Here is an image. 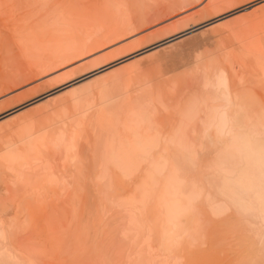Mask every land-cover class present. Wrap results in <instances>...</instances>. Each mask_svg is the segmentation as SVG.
Wrapping results in <instances>:
<instances>
[{
	"label": "bare ground",
	"instance_id": "bare-ground-1",
	"mask_svg": "<svg viewBox=\"0 0 264 264\" xmlns=\"http://www.w3.org/2000/svg\"><path fill=\"white\" fill-rule=\"evenodd\" d=\"M208 1L217 6L222 0H19L16 9L12 3L13 10L6 9L13 15L3 13L10 4L0 10V115L12 110L0 118V264L41 263L38 258L49 244L36 249L34 258L30 253L31 259L8 241L30 225L31 198L40 202L47 194L53 200L56 192L74 194L81 180L77 182V176H83L82 186L92 187L97 195L104 188L112 191L117 179L132 183L130 192L126 188L122 196L114 193L117 197L110 194L109 199L105 192L102 196L108 203L112 200L113 211L120 212L114 211L124 227L120 235L134 243L130 256L125 255L128 263L136 256L141 262L151 263L147 258L153 257L158 264H181L177 251L192 234L190 228L203 221L199 209L203 203L216 217L236 213L240 226L250 232H244L246 243L238 246H248L243 252L255 256L254 260L262 253L259 258L264 260V30L257 24L259 28L250 29L247 40L235 35L234 43L218 21L186 33V44L197 48L191 62H184L183 73L168 79L154 78L142 68L138 71L140 64L131 59L125 61L128 66L124 62L110 65L208 21L201 20L203 16L201 22L193 20L201 10L213 7L215 17L227 12L223 3L222 11L214 5L204 9ZM20 10L31 13L19 17L15 12ZM246 19L243 15L238 22L241 27ZM129 42L128 49L123 47ZM234 49L241 51L240 58ZM111 55L115 58L110 59ZM145 55L151 64L158 54ZM86 135L92 137L91 142L86 139L88 144ZM204 153L211 159L204 155L210 160V178L203 183L201 175L198 178L202 170L196 171L198 180L190 171L202 162ZM107 210L104 217L111 214ZM197 211L202 218L195 221ZM240 246L236 253L243 249ZM252 247L256 255L251 254ZM243 252L237 254L238 260ZM247 255L240 260L248 259Z\"/></svg>",
	"mask_w": 264,
	"mask_h": 264
},
{
	"label": "rangeland",
	"instance_id": "rangeland-1",
	"mask_svg": "<svg viewBox=\"0 0 264 264\" xmlns=\"http://www.w3.org/2000/svg\"><path fill=\"white\" fill-rule=\"evenodd\" d=\"M3 1V0H2ZM1 0H0V2H2ZM6 1V5L7 4H10V3H12L13 5H15V6H12V4H10L8 7H6V8H3L4 6H6V5H4L2 8H3V10H4V12L3 13H6L7 11H6V9H8L10 6H12V8H14V9H16V4H17V2L19 1H17V0H5ZM4 1V2H5ZM233 1V3H231L230 2V0H222V1H220L219 2V4H217V6L216 5H214V4H212V5H214V6H216V9H217V7H218V10L220 9L219 7H221L220 6V3L222 4V7L224 8V10H225V8H226V10L225 11H227V12H224V13H222V14H220V15H218L217 17H215V15L217 14V12L215 13V10H213V7H212V5H211V3H210V1H208L207 3H206V5H205V8L204 9H206V7H208L209 9H211V7H212V9L211 10H209V11H207V10H205V12L203 11V10H201L200 11V13H199V15H198V12H199V10L200 9H202V5H197V6H199V10L197 11V8H196V11H195V13L197 12V15H198V17L196 16V14H195V16H196V19L195 18H193V20L195 21V20H199L200 22H201V20H208V21H206V22H204V23H201V24H199V25H197V26H195V27H191V30L190 29H188L187 31H184V32H182V33H180V35L178 34V35H175V36H173V37H170V38H168V39H165V40H162V41H160V42H157V43H154V44H152V45H150V46H147V47H144V48H141V49H139V50H137V51H134V52H132V53H130V54H128V55H126L125 57H123V58H121V59H116V61L114 60L112 63H110V65H113L114 66V64L115 65H117V66H119L121 63L123 64V62L124 63H126V62H131V60L132 61H134V62H131V63H137L138 65L140 64V66L139 67H137L138 68V71L140 70L141 72H142V70H141V68L142 69H144L143 70V72L145 71V73L147 72V73H150V75L153 73V75L152 76H154V75H156L154 78H161V79H165V78H169V77H172V76H174V74H179V73H183V68H184V70H185V66H186V64H188V63H190L191 62V56H192V51H193V49H196L197 47L194 45L193 47H192V45H190V44H186V41H187V37H186V33H188V32H193V33H195V32H197V31H199V29L200 30H203L204 28H206V27H209V26H212V25H214L215 24V22L217 23V21H218V24L220 25V23L222 24V25H225V30H224V28H223V30L224 31H227L226 33H224V31H223V33L224 34H228V36H226V38L228 39V37L230 36L229 35V33H231V37H232V39H231V37L229 38V39H231L230 41L231 42H233V37L236 35L237 36V38H241V37H243L242 38V41L243 40H247L248 39V33L251 31V30H253L254 29V27L255 28H259L260 27V29H263L264 30V23H262V22H264V0H232ZM242 1V2H241ZM14 2V3H13ZM228 2V3H227ZM19 3V2H18ZM209 3H210V5H209ZM232 5H231V4ZM201 4H202V2H201ZM219 5V6H218ZM234 5V6H233ZM204 6V5H203ZM228 6L231 8V10L228 8ZM201 7V8H200ZM1 8V9H2ZM11 8V7H10ZM9 8V9H10ZM11 8V9H12ZM207 8V9H208ZM215 8V7H214ZM223 8H221V9H223ZM0 9V10H1ZM27 9H31V8H27ZM220 9V10H221ZM229 11H228V10ZM13 10V9H12ZM12 10H10L11 12H12ZM213 10V11H212ZM6 11V12H5ZM9 11V10H8ZM9 11V12H10ZM22 11V12H21ZM25 11V10H24ZM30 10H26V14L23 12V10H20L19 12L17 11V12H15V13H17L18 15H19V17L21 16H26V15H28V13L30 14L31 13V11L29 12ZM203 11V13H201ZM210 11L211 12H213V13H215V14H213V13H211L212 15H214V16H212L211 14V18L212 19H210V16H209V13H210ZM217 11V10H216ZM222 11V10H221ZM221 11H218V12H221ZM9 12H7V13H9ZM207 13V14H206ZM10 15H13L14 14V12H13V14H11V13H9ZM9 14H3V18H7L8 17V19L10 18V15ZM16 14V15H17ZM24 14V15H23ZM194 14H193V16H194ZM205 14V15H204ZM8 15V16H7ZM17 15V16H18ZM243 15L247 18L246 19V23H247V25H246V23L244 22V24H245V26H243L244 24L242 23V27H241V23L239 24L238 22H240V20H241V18H243ZM194 16V17H195ZM203 16V17H202ZM241 16V17H240ZM256 16H257V18H256ZM201 17L203 18V19H201ZM213 17H215V18H213ZM5 18V19H6ZM201 19V20H200ZM249 19V20H248ZM252 21H251V20ZM231 20V21H230ZM235 20V21H234ZM198 21V22H199ZM220 21V22H219ZM237 21V22H236ZM248 22H249V24H248ZM251 22V23H250ZM253 23V24H252ZM256 23V25H254ZM259 23H260V25H259ZM229 24V25H228ZM257 24H258V26H257ZM206 26V27H205ZM251 26V27H250ZM202 28V29H201ZM237 29L236 31H235V29ZM249 28V29H248ZM197 29V30H196ZM248 29V30H247ZM251 29V30H250ZM233 30V31H232ZM235 33V34H234ZM236 33H238V34H236ZM245 33H246V35H245ZM233 35V36H232ZM238 35H239V37H238ZM185 36V37H184ZM236 36H235V38L234 39H236ZM181 37V38H180ZM245 37H247V39L245 38ZM183 39V40H182ZM229 39H228V41H229ZM173 41V42H172ZM185 41V42H184ZM183 42V43H182ZM234 42H236V40L234 41ZM233 42V43H234ZM168 43V44H167ZM179 43H180V46H179ZM129 44H130V42L129 43H126V46H123V45H125V43L122 45L123 47H127V49L129 48ZM100 45V44H99ZM102 46H103V44H101ZM154 45V46H153ZM181 45H183L184 46V48H182L183 46H181ZM188 47H187V46ZM173 46V47H172ZM170 48V49H169ZM188 48V49H187ZM167 49V50H166ZM181 51H180V50ZM187 49V50H186ZM192 49V50H191ZM235 50V49H234ZM124 51H126L125 49H124ZM140 51V52H139ZM150 51L152 52V53H150ZM176 51V52H175ZM183 51V52H182ZM191 51V52H190ZM237 51V52H236ZM239 51L240 50H238V49H236L235 50V54H236V56L238 55V53H239ZM128 52V51H127ZM149 53V55L150 54H153V56L154 55H156V54H158V55H156V57L154 56L153 58H155V61L153 60V58L151 59V60H153L152 61V63L150 64V62L151 61H149V63H148V60H147V56L145 55V54H147V53ZM182 52V53H181ZM189 52V53H188ZM181 54V56H177V54ZM240 53H241V51H240ZM113 55H115L116 56V54L117 53H112ZM183 54H185V55H183ZM113 55H111L112 57H109L110 59H113V58H115V56L113 57ZM144 55V56H143ZM160 55V56H159ZM191 55V56H190ZM185 56V58H186V60H185V58L184 59H182V57H184ZM239 56V57H238ZM237 56V58H240V54ZM1 57H3V56H1ZM181 57V58H180ZM235 57V56H234ZM134 58V59H133ZM188 58V59H187ZM237 58H236V60H237ZM131 59V60H130ZM139 59V60H138ZM128 60V61H127ZM145 62H144V61ZM179 60V61H178ZM183 61V63L181 62V61ZM239 60V59H238ZM126 61V62H125ZM190 61V62H189ZM140 62H142V63H140ZM178 62H180V63H178ZM186 62H188V63H185ZM246 62L247 61H245V65H246ZM131 63H129V64H131ZM143 63H145V64H143ZM147 63V64H146ZM178 63V64H177ZM249 63L250 62H248V65H249ZM119 64V65H118ZM143 64V65H142ZM177 64V65H176ZM251 64V63H250ZM125 66H128L127 65V63L126 64H124ZM138 65H135V66H138ZM179 65V66H178ZM183 65H185V66H183ZM27 66H29V67H31L32 68V65L30 64H28ZM146 66V67H145ZM160 66V67H159ZM247 66V65H246ZM121 67H123V66H121ZM150 67V68H149ZM249 66H247V69H249L248 68ZM120 68V67H119ZM118 68V69H119ZM156 68V69H155ZM173 68V69H172ZM152 69H154V70H152ZM158 69V70H157ZM177 69H179V71L177 70ZM148 70H149V72H148ZM162 70V71H161ZM168 70V71H167ZM238 70V69H237ZM163 71H165V72H163ZM174 71V72H173ZM182 71V72H181ZM157 72V73H156ZM158 72H160L159 74H158ZM163 72V73H162ZM146 73V74H147ZM161 74V75H160ZM89 75V74H88ZM172 75V76H171ZM158 76V77H157ZM158 78V79H159ZM63 87V86H62ZM62 87H61V89H62ZM59 90H60V87H59ZM43 95H41V96H39V97H36L37 99L38 98H40V97H42ZM36 99H33V100H31V101H29V102H32V101H35ZM28 102V103H29ZM27 103V104H28ZM17 109V108H16ZM10 112H12V110H10ZM9 111H7L6 112V114L5 113H3V115H0V118H3V117H5V116H7L8 115V113H10ZM90 131H88L87 130V133H89ZM92 133V132H91ZM88 135V134H87ZM86 135V136H87ZM86 136H85V143H87L86 141V139H90L89 140V142H91V139H92V137H90L89 136V138H88V136H87V138H86ZM88 142V143H89ZM87 143V144H88ZM86 144V145H87ZM204 155H205V153L203 154V157L201 156V161L202 162H198L197 163V168H196V166H195V168H193L192 167V170L191 169H189V171L192 173V175L194 176V178L196 179V177H197V173L198 172H200V170H202V172H200V173H198V178L200 177L199 175H201V177H200V179H199V182H207V180L210 178V175H209V171H208V165H209V162H210V160H208V158L209 159H211V157H210V154H208L209 155V157H208V155H207V153H206V155H207V157L208 158H206L205 159V157H206V155H205V157H204ZM212 156V155H211ZM203 159L205 160V161H203ZM208 161V162H207ZM204 162H205V164H204ZM207 163H208V165H207ZM205 166H207V171H206V167ZM204 167V168H203ZM191 168V167H190ZM200 168V169H199ZM195 169H197V170H195ZM205 170V171H204ZM196 171H197V173H196ZM190 172H188V174L190 173ZM195 172V173H194ZM208 172V173H207ZM191 173L189 174V175H191ZM195 175H194V174ZM203 173H204V175H203ZM205 174L207 175V176H209V177H207L206 178V176H205ZM193 176H192V178H193ZM83 177V176H82ZM82 177H78L77 176V182H78V184H76V187H77V191L79 190V191H81V192H84V193H80L79 191H78V194H77V191H76V189H70V190H72V191H74L73 193L74 194H72V192L70 191L69 193H67L68 195H65V194H61V192L60 193H58V192H56L59 196H56V193H54V200H55V198H57L58 197V199H56L55 200V202H53L54 200H53V196H49L48 194V196L46 195V197H42V198H44V200H42V201H40L41 202V204H40V202H38V200L36 199L35 200V198H31V202H30V200H29V202H30V208H29V213H27V214H29V218H30V222L28 223V224H30V225H27L26 227H25V229H23V230H20L19 232H17V234L15 235V236H13L12 237V239L11 240H9L8 241V243L9 244H11L12 242H13V244H11V246H14V247H12V248H14V249H16V248H19L20 249V251L22 250L23 252H21L22 254H26L27 255V257H29L30 258V256L32 255L33 256V252H35V251H37V250H43V248H44V246H45V248H47V245L49 244V246H48V248H47V250H45L44 249V252H46L45 254H44V252H43V254L42 255H40V258H38V261H40L41 263L40 264H135V262L133 261L132 262V260L131 259H133V260H135L136 261V264H151L152 262H154V264L156 263V264H158V262L156 261H152V259H155V258H147V260L149 261L150 259H151V261H149V262H151V263H148L147 261H143V262H141L140 260H138V259H135L136 258V256H134V258L132 257V258H129L128 260H130V262L128 263V262H126V254H128L129 256H130V252H132L133 251V247H134V243H130V241H128L129 240V238L128 239H126V238H124L123 236H122V234L120 235V232L122 233V229H124V227L122 228V225H121V223H120V221H119V223L117 222L118 221V216H120V212L117 210V209H114V211L115 210H117L119 213H114V211L112 210L113 208H114V206L113 207H111V205L112 204H110L111 202L110 201H112V200H110L109 201V203L106 201V200H108V198L109 199H112V196H113V199H115V197H117L116 195H118V196H122V194L123 193H127V190L128 189H130L131 187H132V183H129V185H127V183L128 182H126V181H121V180H119L118 181V179H117V182H118V185H117V183L116 182H114V183H116V185H114V183H113V185H114V188H112L113 187V185H109V186H107V187H110V186H112V187H110V188H112V191H107V190H105V188L104 189H102L103 191H101L100 192V190H99V192H98V195H97V193L96 192H94L93 191V189H92V187H90V186H82V183L84 182V180H83V182L81 183V181H82ZM202 177H203V181L201 180L202 179ZM79 178V179H78ZM84 179V178H83ZM196 180H198V179H196ZM81 183V184H80ZM124 183V184H123ZM120 184H121V186H122V188H121V186H120ZM131 184V185H130ZM81 185V186H80ZM84 185V184H83ZM79 186H80V188H79ZM117 187V189H116V187ZM120 186V187H119ZM128 186V187H127ZM90 189H89V188ZM83 188V189H82ZM86 188V190L89 192L90 190H91V192L90 193H87V191L86 190H84ZM109 188V189H110ZM125 190H124V189ZM126 188H127V190H126ZM133 188V187H132ZM82 189V190H81ZM116 189V190H115ZM119 189H123L122 191L120 190V192H119ZM118 190V194H117V191ZM76 191V192H75ZM95 191H98V190H95ZM94 194H93V193ZM103 192H105V194H107V195H105L106 197H108V195L111 197H108V198H106V200H105V198H102V196H104L103 195ZM111 192V193H110ZM128 192H130V190H128ZM77 195H76V194ZM86 193H87V196H86ZM116 195H115V194ZM120 193V194H119ZM70 194H71V196H70ZM90 194L92 195L93 194V196H90ZM100 194V195H99ZM110 194H112V196L110 195ZM63 195H65V196H63ZM97 195V196H96ZM125 195V194H124ZM62 196V197H61ZM73 196V197H72ZM74 196L76 197L77 196V198H75V199H78L77 201H75L74 200ZM86 196V197H85ZM99 196H101V197H99ZM115 196V197H114ZM48 197V198H47ZM60 197V198H59ZM67 197V198H66ZM69 197V198H68ZM96 197H99L100 199H98V200H96L97 198ZM47 198V199H46ZM93 198V199H92ZM68 199V200H67ZM83 199V200H82ZM86 199V200H85ZM91 199V200H90ZM103 199H104V202H102L103 201ZM117 199H119V198H117ZM116 199V200H117ZM53 200V201H52ZM57 200H58V202H57ZM70 200V201H69ZM94 200V201H93ZM100 200H102V201H100ZM33 201V202H32ZM50 203H49V202ZM92 201H93V203H92ZM97 203H96V202ZM64 202V203H63ZM95 202V203H94ZM60 205H59V204ZM105 203V204H104ZM113 203V202H112ZM58 204V205H57ZM78 204V205H77ZM84 204V205H83ZM85 204H86V207L88 206V208L86 209L84 206H85ZM97 204V205H96ZM103 204V205H102ZM108 204V205H107ZM109 204H110V207H109ZM204 204V205H203ZM203 204H201L200 206H199V209H200V214L203 212V215L201 214V216H203V221L202 222H198L197 220H199V218H202L201 216H200V214L198 213V211H197V213H196V215H195V218H194V220L195 221H197L196 223H198V226L199 227H201L200 228V232L198 231V229H199V227L197 226V224L195 225H191L192 227L190 228V232H192V234L191 233H189V234H191V235H187V237L186 238H184V239H186L185 240V242H183L182 243V245H181V247H180V249H181V251H177V256L178 257H181V258H183L182 259V262H181V264L184 262V261H186L185 262V264H190V262H191V264H241V262L240 261H242V263H243V261H246L247 260V262H248V260H250L249 261V263L248 264H254L255 262L257 263V258H259V255H261L262 253H260L259 251H261V252H263L262 251V248H260V250L258 251V253H260L259 255H257L256 257V260H254L253 258H255V256H248L247 254H244V252H243V250L244 251H246V247H248V246H246V245H244V246H246L245 248H244V246L242 245V246H240L241 244H245L246 243V239H245V237H247V235L244 237L243 236V234H244V232L245 233H247L248 234V232L246 231V230H248L247 228L245 229V227L244 226H240V225H242L241 223H239V221L240 220H238L237 219V217H235L237 214L236 213H231V214H229V213H227V216H226V214H224V215H222V216H215V215H213L212 213H210L211 212V210H210V208L207 206V204H205V203H203ZM67 205V206H66ZM69 205V206H68ZM93 205V206H92ZM33 206H35V207H33ZM64 206V207H63ZM92 206V207H91ZM98 206V207H97ZM203 206V207H202ZM55 207V208H54ZM100 207H101V209H103L102 211H104L105 212V209L107 210L108 208V212L109 211H111V212H107L106 214L108 215V214H110L109 216H106V217H104L103 215L105 214L104 212V214L101 212V209H100ZM82 208V209H81ZM85 208V209H84ZM112 208V209H111ZM209 208V209H208ZM38 209V210H37ZM99 211V216L98 217H96L97 215H98V211ZM86 210V211H85ZM49 211V212H48ZM57 211V212H56ZM96 211H97V215H96ZM70 213V214H69ZM90 213V214H89ZM101 213H102V215H101ZM62 214V215H61ZM93 214H95V215H93ZM198 214V215H197ZM229 214V215H228ZM66 215V216H65ZM118 215V216H117ZM213 215V216H212ZM234 215V216H233ZM56 216V217H55ZM62 216V217H61ZM68 216V217H67ZM86 216V217H85ZM111 216H113L114 218H112ZM200 216V217H199ZM231 216H233V217H231ZM48 217V218H47ZM55 217V218H54ZM67 217V218H66ZM82 217V218H81ZM95 217H96V219H95ZM118 217V218H117ZM33 218V219H32ZM63 218V219H62ZM100 220H99V219ZM228 218V220H225V219H227ZM81 221H80V220ZM98 219V220H97ZM103 219H104V221H103ZM109 219H111V220H109ZM114 219V220H113ZM213 219V220H212ZM232 221H231V220ZM49 220V221H48ZM96 220V221H95ZM120 220V219H119ZM219 220H221V221H219ZM223 220H224V222H223ZM97 222V223H95V222ZM103 221V222H102ZM106 221V222H105ZM112 221H114V222H112ZM194 221V222H195ZM230 221H231V223H230ZM234 221V222H233ZM54 222V223H53ZM68 222V223H67ZM84 222V223H83ZM91 222V223H90ZM110 222V223H109ZM193 222V223H194ZM217 222V223H216ZM237 222V223H236ZM70 223V224H69ZM202 223V224H201ZM208 223V224H207ZM225 225H224V224ZM229 225H228V224ZM68 224V225H67ZM73 224V225H72ZM79 224V225H78ZM201 226H200V225ZM220 224H222V225H220ZM237 224V225H236ZM78 225V226H77ZM124 225V224H123ZM202 225H203V227H202ZM85 226V227H84ZM90 226V227H89ZM98 226V227H97ZM196 226L198 227V229L197 230H195V228H196ZM237 226L239 227L238 228V230H239V233L237 232ZM82 229H81V228ZM119 227V228H118ZM234 227V228H233ZM241 227H242V229H241ZM244 227V228H243ZM35 228V229H34ZM90 228V229H89ZM97 228V229H96ZM230 228V229H229ZM27 229V230H26ZM33 229V230H32ZM229 229V230H228ZM236 229V232L234 231ZM243 229H245V231H243ZM23 231V232H22ZM78 231V232H77ZM95 231V232H94ZM97 231V232H96ZM113 231V232H112ZM194 231V232H193ZM199 232V236L198 235H196V232ZM241 231V232H240ZM249 231V230H248ZM57 232V233H56ZM100 234H99V233ZM220 232V233H219ZM233 232H234V234H233ZM52 233L54 234V237H53V235H52ZM194 233V234H193ZM238 233V234H237ZM242 235H241V234ZM79 234V235H78ZM249 234H250V232H249ZM248 234V235H249ZM38 235V236H37ZM46 235V236H45ZM219 235H221V236H219ZM234 235V236H233ZM236 235V236H235ZM238 235V236H237ZM240 235V236H239ZM63 236V237H62ZM194 237V238H192L191 239V237ZM242 236V237H241ZM45 237V238H44ZM52 237H53V239H52ZM92 237V238H91ZM97 237H99V238H97ZM237 237V238H236ZM51 238V239H50ZM106 238V239H105ZM19 239V240H18ZM47 239H48V241H47ZM94 239V240H93ZM195 239H196V241H195ZM198 239V240H197ZM225 239V240H224ZM242 239H244V241L242 240ZM27 240V241H26ZM44 240V241H43ZM101 240V241H100ZM190 240V241H189ZM194 242H193V241ZM44 243H43V242ZM51 241V242H50ZM126 243H125V242ZM189 241V242H188ZM220 241V242H219ZM242 241V242H241ZM39 242V243H38ZM65 242V243H64ZM84 242V243H83ZM99 243V245H98V243ZM133 242V241H132ZM245 242V243H244ZM157 243V245H159L158 244V242H156ZM190 243V244H189ZM193 243H195L194 245H193ZM240 244L239 246L241 247V248H243V249H241L238 253H241V251L243 252L242 253V256H246L247 255V257H249L248 259H241L240 260V258L242 257H240L239 258V260L237 259L238 258V256H237V254L238 253H236L237 251L236 250H239L240 248H239V246H238V244ZM76 244V245H75ZM80 244H81V246H80ZM82 244H83V246H82ZM129 244H130V246H129ZM132 244H133V247H131L132 246ZM154 244V246L157 248L158 246H156V244H155V242L153 243ZM237 244V245H236ZM37 245V246H36ZM51 245V246H50ZM55 245V246H54ZM80 247H79V246ZM107 245V246H106ZM193 245V246H192ZM226 245V246H225ZM10 246V247H11ZM32 246V247H31ZM98 246V247H97ZM199 246V247H198ZM235 246L237 247L238 246V248L236 249L235 248ZM16 247V248H15ZM39 247V248H38ZM52 247V248H51ZM59 247V248H58ZM129 247V248H128ZM186 247H187V249L189 248V250H187L186 249ZM257 247V246H256ZM259 247H261V246H259L258 245V248ZM32 248V249H31ZM58 248V249H57ZM95 248H97V249H95ZM130 248H131V250H130ZM133 248V249H132ZM186 249L185 251H184V249ZM201 248H202V250H201ZM213 248V249H212ZM230 248H232V249H230ZM234 248V249H233ZM254 248L255 247H252V249L254 250ZM257 248V249H258ZM24 249V250H23ZM37 249V250H36ZM93 249V250H92ZM100 249H102V250H100ZM128 249V250H127ZM182 249H183V251H182ZM195 251H194V250ZM200 249V250H199ZM13 250V249H12ZM26 250H27V252H26ZM32 250V251H31ZM126 250V251H125ZM250 250H251V247H250ZM13 251H16V250H13ZM20 251H19V253H20ZM50 251V253H48ZM200 251V252H199ZM249 251V250H248ZM18 252V251H17ZM54 252V253H53ZM57 252V253H56ZM202 252V253H201ZM249 252H251V251H249ZM248 252V253H249ZM257 252V251H256ZM256 252H255V250H254V252H251V254L252 255H256ZM20 253V254H21ZM30 253H32L31 255H29ZM87 253V254H86ZM234 253V254H233ZM257 253V254H258ZM49 254V255H48ZM52 254V255H51ZM57 254V255H56ZM100 254H101V256H100ZM182 254H184L183 256H179V255H182ZM196 254H199V255H197L196 256ZM232 254V255H231ZM244 254V255H243ZM264 254V253H263ZM51 255V256H50ZM56 255V256H55ZM126 255V256H125ZM229 255V256H228ZM32 256H31V259H32ZM43 256H45V257H43ZM87 256V257H86ZM89 256H90V258H89ZM95 256H96V258H95ZM100 256V257H99ZM193 256V257H192ZM194 256H196V257H194ZM236 256V257H235ZM239 256H240V254H239ZM42 257V258H41ZM91 257H93V258H91ZM235 257V258H234ZM246 257V258H247ZM261 257V256H260ZM262 259H264V256L262 255ZM33 258H34V256H33ZM78 258V259H77ZM128 258V257H127ZM180 258V259H181ZM193 258H197V259H193ZM203 258V259H202ZM233 258V259H232ZM251 258V259H250ZM179 259V258H178ZM185 259V260H184ZM260 259V261L263 263V261L264 260H261V258H259ZM259 259H258V263L259 264H262L260 261H259ZM101 260V261H100ZM155 260H157V259H155ZM232 260V261H231ZM253 260V263L251 262ZM181 261V260H180ZM190 261V262H189ZM198 261H200V263L198 262ZM103 262V263H102ZM117 262V263H116ZM141 262V263H140ZM147 262V263H146ZM179 261H177V263L176 264H179L178 263ZM197 262V263H196ZM236 262H238V263H236ZM246 263V262H245ZM255 263V264H256ZM257 263V264H258ZM153 264V263H152ZM184 264V263H183ZM247 264V263H246ZM264 264V263H263Z\"/></svg>",
	"mask_w": 264,
	"mask_h": 264
}]
</instances>
